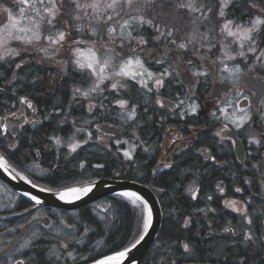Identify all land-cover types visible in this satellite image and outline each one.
Returning <instances> with one entry per match:
<instances>
[{
	"label": "snow or ice",
	"instance_id": "obj_1",
	"mask_svg": "<svg viewBox=\"0 0 264 264\" xmlns=\"http://www.w3.org/2000/svg\"><path fill=\"white\" fill-rule=\"evenodd\" d=\"M164 7L170 10L167 15L173 20L188 22L183 35L180 28L167 22L164 12L156 11ZM174 51L178 54L177 61L170 62L168 58ZM187 52L193 56L185 60L180 54ZM49 64L57 67L62 79L71 71L72 83L68 86L67 106L61 100L52 105L51 111L45 110L47 114L39 119L41 109L30 97L45 79L36 66ZM180 64L190 70L184 73V79L193 85L184 98L171 91V82L181 75L177 71ZM157 67L162 70L154 71ZM245 68L249 73L264 71V0H0V96L10 90L14 97L11 104L8 100L0 101L8 105L5 114L0 115V170L11 180L29 186L13 193L16 199L0 204L16 220H24L12 228L5 225L0 232V237L5 233L11 237L0 240V264H136L130 253L146 240L154 224L153 204L144 194L130 188L113 192V199L100 217L104 226L90 215L100 204L90 210L89 226L80 223L84 213L77 219L67 211L56 209L63 205L75 206L77 201L90 197L103 182L102 173L121 177L120 171L108 168L107 160L96 163L93 160L106 155L134 164L137 149L151 150L139 134L140 116L149 111L145 106L140 112L142 101L150 103L154 111L178 115L181 120L198 117L201 106L197 103L195 86L202 78L206 82L212 71L217 72L222 84L231 85V95L226 93L217 101L221 106L210 113L213 121L221 125L212 133V138L220 147L230 143L237 149L236 159L242 161L244 169L248 168L246 161L250 156L260 157L252 169L260 172L261 191L252 193L254 181L244 177L242 183L250 194L243 200L227 198L229 187L236 194H242L245 189L218 180L212 193L203 197L205 207H197L187 215L182 213L178 221L180 232L160 242L164 248L160 264H181L182 261L209 264L213 259L216 264H264V204L255 206L257 197L264 200V172L260 171L264 168V153L260 152L264 148V132L253 128L254 115H258L264 127V77L247 81L252 87L260 81L253 107L249 95L244 94ZM25 89H28L25 95H17ZM53 89L54 81L50 80L44 92L51 95ZM13 108L16 110L12 111ZM77 109L83 115L73 117L72 112ZM114 112L120 121L115 129L107 123ZM165 119L161 116V122ZM45 120L55 125L52 134L46 136L45 147L54 146L57 151L52 165L35 174L25 167V161L39 158L41 149L29 145L32 150L22 152L19 130L25 125H42ZM65 125L70 131L59 135ZM189 128L196 131L191 125ZM169 131L176 133L169 141L174 154L182 156L191 150V140L179 135L176 129ZM125 133L128 138H117ZM242 135L248 145L256 146L255 153L240 149ZM62 145L67 148L68 156L87 152L71 171L67 169L66 156L60 155ZM93 148L98 151H91ZM195 151L205 161L218 164L210 148ZM61 159L65 160L63 169ZM178 167L177 160L158 163L151 169V177L163 175L162 168ZM34 168H39L35 161ZM191 171L183 170L184 173ZM235 175V172L231 174ZM136 178H144V173L137 170ZM182 184L183 180L168 187L175 192ZM201 184L202 181L194 178L183 191L192 201H200ZM155 190L158 194H167L166 187ZM42 193L50 194L61 203L45 207ZM214 198L222 202V208L210 206ZM17 208L22 211L18 212ZM116 209L130 210L134 223L133 229L119 240L106 227ZM225 209L237 214L235 225L227 220L224 226L217 227L218 220L208 219L210 213L220 216ZM115 219L112 215L111 220ZM7 223L13 221L7 220ZM91 223L98 227L93 237L100 239L95 242L87 236L92 231ZM205 227L209 228L207 233L203 232ZM202 233L210 238L220 235L221 239L226 235L227 242L202 249L198 243Z\"/></svg>",
	"mask_w": 264,
	"mask_h": 264
},
{
	"label": "flooded vegetation",
	"instance_id": "obj_2",
	"mask_svg": "<svg viewBox=\"0 0 264 264\" xmlns=\"http://www.w3.org/2000/svg\"><path fill=\"white\" fill-rule=\"evenodd\" d=\"M150 46L155 47V48L160 47V45H150ZM180 55H184V57L190 56V55L193 56V53L190 55L181 53ZM177 57H178V54L174 51L169 56L168 59L170 62H176ZM36 59H39V57H36ZM194 63L200 66V62L198 60H194ZM36 68L39 74L41 76H44L45 79H44V84L40 86L35 92L36 97L38 98L37 99L38 101L33 99L32 97L30 98L33 99L34 102L37 103L38 106L40 107L41 115L39 119H42L43 116L47 114L45 110L51 111L52 105L61 101L63 93L65 95L66 92H68V86L72 83V79H71L72 73L71 71H69L68 76L62 79L61 76L57 74L58 69L54 64H49L47 67L36 66ZM186 69L187 68L185 64H180V66L177 68V71L181 73L182 71ZM153 70L160 71L162 69L157 67V68H154ZM245 72L247 73V75L264 77V75L257 73V72H251V73L247 71ZM177 78L180 79V77H177ZM215 78H217V80L220 82L219 76L217 75L216 71L207 77L205 84H201L200 82L198 85L195 86V95L198 98L197 103H199L201 106L198 117L196 118L186 117L184 120H181L178 115H169L168 113L159 111V110L154 111L153 106L150 103H145L143 101L141 103V108H140V112L142 113L143 107L145 106L149 107V111L147 115L140 116L141 127L139 129V134L141 135L143 139L147 141V145L145 146H151V150L149 152L155 153V156H157L158 160L156 164L167 163L171 160H177L179 163V167L176 169H163L162 168L161 171L165 172V174L161 175L163 178H160V179L158 178V179L159 180L164 179V185L166 186L167 190L170 191L169 192L170 197L174 199L177 203H181L185 205H195L199 208L205 207V202L203 201V197L212 193L215 183L218 180H223L224 183L227 185H232L234 183L235 186H239L245 189L242 194H236L232 191V188L229 187L227 190V198H235L238 200H243L245 197H247L250 194L248 187L242 183V180L244 177H248L254 181L253 187L251 188L252 193H257L261 191V189L259 188L260 172H257L256 170L252 169V164L259 161L260 157L255 156V155L250 156L248 160L246 161V163L248 164V168L244 169L241 167L242 161L236 159V156L238 155L237 149H233L230 143H225L223 147H220L217 144L216 140L212 138V133L216 131L217 128H219L221 125L219 122L213 121V118L211 117L210 113L214 109H217L221 106L217 103L219 99L223 98L226 93L231 95V85H229L230 86L229 91L223 92L219 98L211 97ZM50 80L54 81V89L51 95L44 92V87L49 85ZM192 87L193 86H187L185 84H183V86L181 87L180 83H177L176 80L171 82V91L173 93H179L181 98H184L186 93L190 89H192ZM17 93H18L17 94L18 96L25 95V94H22L20 91H18ZM163 94L167 96V92H164ZM244 94L249 95L250 99L253 102V107H255L256 92L249 89L246 86ZM41 95L43 98H39ZM9 96L12 97L10 90H9ZM12 98L14 99V97ZM241 103L244 104L245 102L241 101ZM17 106L19 107L18 104ZM65 106H67V104ZM81 115H83V112L79 109L72 112L73 117H79ZM161 116L166 117V119L163 122H161ZM149 117H151V119H149ZM70 119L71 117H69V120ZM253 121H254L253 128L256 130V132H264V127L261 126L258 115L253 116ZM101 123H103V121H101ZM107 123L110 125H113L114 128L119 127L120 121L116 117L115 112L113 113L112 119H109ZM189 125H191L192 128L196 129V131L193 132L189 128ZM54 127L55 125L53 123H49L46 120L43 122L42 125L41 124H37V126L36 125L35 126L25 125L24 128L20 132V139L21 141H23L24 136H21L23 131L31 132V131H35L41 128L42 130L41 132H44L48 136L52 134ZM63 127L65 129L64 132L67 133L70 131L69 126L65 125ZM170 128L178 130L179 135L184 136L192 141V148L191 150H186L185 155L181 156L178 154H174L172 152L169 141L171 139V136L176 133L170 132L169 131ZM246 131L251 132L252 129H246ZM58 134L62 135L61 132ZM194 137H198V139H194ZM117 138H128L127 133H125L123 137H117ZM158 140L159 142L157 143ZM240 140L243 143H241L239 147L243 152L247 153L249 150H251L253 153H255L256 146L248 145L247 139L245 136L243 135L240 136ZM108 142L110 143L111 141H108ZM46 144H48L46 137L42 138V144L39 146H35L34 144H29V145H34L35 147H38L41 149L40 157L35 160V164H38L39 168H34V161L25 162V167L28 169H32L35 174H39L40 169H48L50 167V166H45L43 164L42 156L51 154L52 152L56 153L57 151L56 147L54 146L45 147ZM161 145H163V147H161ZM123 147H127V145H123ZM180 147H183V144H180ZM201 147L210 148L212 153L216 155L218 164L205 161L202 155L195 151V149L201 148ZM28 150L31 151L32 149L29 147ZM112 150L113 152H115V147H113ZM138 152H143V151L142 149H137V153ZM260 152L264 153V148H261ZM60 155L62 157L68 156L67 148L64 147L63 145L60 147ZM74 155L75 154L71 156L73 157ZM61 168L63 169L64 166L61 165ZM185 169H191L192 171L191 173H184L183 170ZM260 171L264 172V168L260 169ZM233 172H235L236 174L235 177L231 176ZM178 174H181L179 179H177ZM194 178H198L200 181H202L200 201H192L189 198L188 193L183 191V188L186 187L188 183ZM181 180H183V184L181 185L179 189H177V191L173 192L171 187H168L169 184H180ZM0 182L1 184H3L5 188H7L10 191V188L8 185H6L2 181ZM39 182L44 183V181H39ZM10 199H11V192H10ZM8 201L6 199L5 202L7 203ZM0 204H4V202L2 201V198H0ZM262 204H264V200H261L259 197H257L255 201V206L259 207ZM210 206L216 207L218 209L223 207L222 202L220 200H216L215 198H214V202L210 203ZM2 209L3 208H0V210ZM56 210L61 211V212L67 211L69 216H72V213H76L78 211V210L69 211V210H61V209H56ZM44 212H45V209L42 208L41 213H44ZM33 214L35 215V213ZM236 217H237V214L232 213L231 210L229 209H225L223 214L220 216H216L215 214L210 213L208 219L214 220V221L218 220L219 224L217 225V227H221L226 224L227 220H231L233 225H235ZM27 219H30V217H28ZM197 219L200 220L201 218L198 216ZM7 220H12V216L9 214L0 213V232L3 231V228L5 225L8 228H12L13 223H7ZM16 222H18V224H21V223H24V220L22 219L17 220ZM208 231H209L208 227H205L203 229L204 233H207ZM203 236L204 238L208 240H218L219 238H221L220 235H218L215 238H210L204 234ZM224 237L225 238L220 241L221 243L227 242L226 235ZM6 239H11V237H8L6 233L3 237H0V240H6ZM208 242L215 243L214 241H208Z\"/></svg>",
	"mask_w": 264,
	"mask_h": 264
},
{
	"label": "trees",
	"instance_id": "obj_3",
	"mask_svg": "<svg viewBox=\"0 0 264 264\" xmlns=\"http://www.w3.org/2000/svg\"><path fill=\"white\" fill-rule=\"evenodd\" d=\"M156 11L157 12H164L166 14V20L170 25H172V24L175 25V22H178V21L181 22L179 19L173 20L171 18V15H167L170 12V10L167 7H164L163 9L157 8ZM186 54L190 55V54H192V52H187ZM213 58H215V57H213ZM257 71H258V73L264 75V71H260V70H257ZM9 76H10V73H9ZM176 81H179L180 84L182 83L180 81V79H178V78H176ZM201 84H205V80L203 78L201 79ZM206 85H208V84H206ZM27 91H28V89H25L24 91H20V92L22 94H26ZM31 97L35 100L38 99L36 97L35 92L32 94ZM68 98H69V93L66 92L65 95L63 93L62 101L65 103V105L67 104ZM2 100H8V104L12 103L11 100H13V98L9 96V91L6 92L4 96H0V101H2ZM7 108H8V105L0 104V115H4L5 110ZM11 110L15 111L16 109L13 108ZM41 131H42L41 128H39L38 130L31 131V132L30 131H27V132L23 131L22 132L21 136H24L23 141H22V148H21L22 152H29V150H28L29 144H34L35 146H39L42 144V138L46 137L47 135ZM65 133L66 132H61L62 135H64ZM25 139H27V140H25ZM158 142H159V140L157 141V143ZM91 151L97 152L98 149L93 148V149H91ZM86 154H87V152H80L79 155L75 154L73 157L72 156H70V157L66 156L67 157L66 159L68 162L67 163L68 171H71L73 169V166L80 159H82ZM55 155H56L55 152H52L51 154H48V155H43L42 156L43 164L45 166H51L52 163L55 161ZM36 159L37 158L33 157L31 159L26 160L25 162L35 161ZM103 160L108 161V168L109 169H111L113 171H120L121 177L116 178L112 174L105 175L104 173H102L100 178L129 179V180L138 181V182L144 183V184L148 185L149 187H151V189L159 197V200H160V203L162 206V211H163L162 227H161L160 233L157 237V240H156L153 248L151 249V251L148 253V255L146 256V258L143 260V262L141 264H160L161 256L164 254V248L160 247V242L165 241L168 239L169 236L180 232L181 225H180V223H178V221L181 220V214L183 213L184 215H187L188 212L194 210L195 208H197V206L177 203L174 199H172L170 197V194H169L170 191L169 190H167V194H164V193L158 194L156 192L155 189H157L159 187H166V186L164 185V179L159 180L160 178H163L162 176H159L156 178L151 177V169L157 166L156 162L158 159H157V156H155V153L138 152L134 164H129L127 161H124L122 158L119 161H117L116 158L109 157L106 155L102 156L100 160H93V163L102 162ZM60 164L64 166L65 160L61 159ZM18 170H20V169L18 168ZM137 170L144 173V178H139V179L136 178L137 177ZM162 173L165 174V172H162ZM10 192H11V199H16L13 196V193H15V192L11 188H10ZM112 199H113L112 196L105 197V198L95 202L94 204H91V205L86 206L82 209H79L76 212L78 215V219H79L80 213L85 214L83 221H80L81 225L82 226H84V225L89 226L90 210L93 207H95L96 204H100L101 207L98 208L95 213H91L90 215L92 218L99 221L100 226H104L103 221L100 220V217L103 215L104 208L107 207L108 202H111ZM4 203H6V202H4ZM16 210L18 212L22 211V209H20V208H17ZM170 212L172 213L171 216L169 215ZM0 213L10 215V213L4 209L0 210ZM112 215L116 216V219L114 221L111 220ZM109 220H110V223L106 227L117 240L126 236L133 229V226H134L133 216H132V212L130 210L116 209L112 214H110ZM12 221H13L12 227H14L16 224H18V222H16L17 220L15 217H12ZM90 227H91L92 231H90L87 236L92 237L93 242H95V240L100 239L99 236L93 237V233L98 230L97 224L91 223ZM117 230L119 233L118 235H117ZM201 236H202V238L200 241H198V243L200 244V247L202 249H208V248L212 247L215 243L220 242L222 240L221 238H219L218 240H208V239L204 238L203 234ZM208 241H214L215 243H209ZM86 243H87V240H86ZM108 247H112V245L109 244ZM158 248H159V252H158ZM105 251H107V249H105ZM189 262H191V261H189ZM210 262H215V260L213 259Z\"/></svg>",
	"mask_w": 264,
	"mask_h": 264
},
{
	"label": "water",
	"instance_id": "obj_4",
	"mask_svg": "<svg viewBox=\"0 0 264 264\" xmlns=\"http://www.w3.org/2000/svg\"><path fill=\"white\" fill-rule=\"evenodd\" d=\"M192 57L186 56L185 60L188 58ZM206 67V66H205ZM186 71H190L189 69H186L181 72L180 80L182 81L183 84L187 86H193L192 84H189L185 81L184 79V73ZM215 71H212L211 74H213ZM260 76H252V75H246L244 77V82L246 86L256 92V98L255 101L257 102V95L259 92V86H260V81L257 80V86L252 87L251 85H247V81L252 78H256ZM195 80V78H193ZM230 86L227 84H222L215 78L214 82V87L213 91L211 93L212 98H219L223 92L229 91ZM39 118V117H38ZM37 126V125H36ZM115 129V128H114ZM22 130V129H21ZM21 130H19L21 132ZM239 154V153H238ZM103 181L96 190L92 194H90V197L85 198L83 201H77L75 206L73 205H63L60 209L61 210H69V211H75L82 209L86 206H89L91 204H94L95 202L105 198L112 196V193L115 191H120L123 188H130L133 190H136L140 192L141 194H144L150 202L153 204V210H154V224L153 228L150 231L149 235L146 237V240L142 242L140 246L136 250H133L130 253V257L135 260L136 264H141L143 260L146 258L148 253L151 251L153 248L157 237L160 233L162 223H163V211H162V206L160 203V200L157 196V194L146 184L135 181L134 180H129V179H112V178H101ZM0 181L4 182L6 185H8L14 192H18L23 188H28L29 186L24 184L22 181H13L11 180L10 177L7 176V174L3 173L2 170H0ZM42 198L46 201V207L47 205H52V204H59L61 202H58L55 200L53 196L47 193H42L40 194ZM126 264H129V262H126ZM181 264H184L181 263ZM188 264H191V262H188ZM209 264H216L214 262H209Z\"/></svg>",
	"mask_w": 264,
	"mask_h": 264
},
{
	"label": "rangeland",
	"instance_id": "obj_5",
	"mask_svg": "<svg viewBox=\"0 0 264 264\" xmlns=\"http://www.w3.org/2000/svg\"><path fill=\"white\" fill-rule=\"evenodd\" d=\"M175 26L177 28L181 29L180 35H183L184 31L189 26V24H188V22H185L184 24H182L181 22L178 21V22H175ZM197 66H199V65H197ZM242 67H243V65H242ZM245 71H247L246 68H245ZM256 72L258 73V71H256ZM0 185H3V184H1V182H0ZM0 198H2L3 202H5L6 199H7V201L10 199V191L7 188H5L4 186L0 187ZM72 216L76 217L78 219L77 213H72ZM87 235H88V233H87Z\"/></svg>",
	"mask_w": 264,
	"mask_h": 264
}]
</instances>
